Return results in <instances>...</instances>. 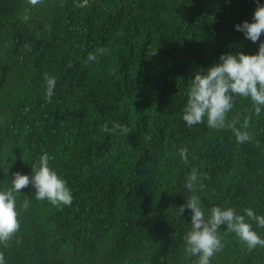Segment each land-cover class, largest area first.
Returning a JSON list of instances; mask_svg holds the SVG:
<instances>
[{"label":"trees","instance_id":"obj_1","mask_svg":"<svg viewBox=\"0 0 264 264\" xmlns=\"http://www.w3.org/2000/svg\"><path fill=\"white\" fill-rule=\"evenodd\" d=\"M257 7L0 0V191L16 172L32 177L47 153L73 195L70 206H54L37 200L32 184L14 193L20 229L8 247L0 243L5 264H195L184 240L192 211L178 215L193 195L185 188L192 168L206 218L214 206L264 215V107L256 116L250 98L235 97L228 119L239 116L240 127L251 117L245 143L231 129L209 128L207 117L191 127L183 120L197 71L222 54L258 52L264 33L253 43L236 30ZM100 48L108 51L86 65ZM45 73L57 78L51 102ZM106 123L130 131L105 133ZM185 147L188 164L179 155ZM220 231L223 248L211 264H264V247L250 251L226 225Z\"/></svg>","mask_w":264,"mask_h":264},{"label":"clouds","instance_id":"obj_2","mask_svg":"<svg viewBox=\"0 0 264 264\" xmlns=\"http://www.w3.org/2000/svg\"><path fill=\"white\" fill-rule=\"evenodd\" d=\"M28 3L35 6L41 3V0H28ZM257 3L258 7L253 21L245 20L242 24L236 25V30L242 31L245 37L253 43L259 41L264 33V5L259 4V0ZM76 6L84 5L77 4ZM107 51L106 48H100L94 53H89L85 64L98 60V57ZM44 79L46 100L51 102L57 78L45 73ZM190 80L188 98L183 110V120L189 127L203 123L207 117L209 128L231 129L238 143L253 140L252 133L247 131L251 117L244 118L240 127H237L240 124L239 116L229 120L228 114L234 107L235 97L240 96L250 98L255 115H260L264 107V42L259 44L256 54H245L244 52L222 54L219 63L209 66L206 71L203 69L197 71L194 78ZM101 130L105 133L116 131L128 133L130 131L128 127L119 124L109 129L107 123ZM187 153L186 147L180 149L179 155L185 164L189 162ZM50 159L54 158L44 153L38 164L32 165L34 173L32 177L16 172L12 179V188L0 191V243L4 247L9 246V241L20 229L14 193H19L23 188L32 184L36 189L37 200L47 199L54 206L72 204L73 195L67 181L50 166ZM197 180V169L192 168L186 178L185 188L193 195L187 197L186 203L178 208L179 216H182L186 209L192 211L191 229L184 236V240L186 253L198 257L195 264H211V259L222 250L223 234L220 231L222 225H226L227 232H234L250 251L257 246L264 247V238L257 234L251 223L254 221L258 227L264 228V215L257 216L251 208H245L244 214H238L233 207L214 206L206 218L201 198L195 194ZM199 187L202 190L204 185L200 184ZM24 207H28L27 200L24 202ZM0 264H5L3 252H0Z\"/></svg>","mask_w":264,"mask_h":264}]
</instances>
